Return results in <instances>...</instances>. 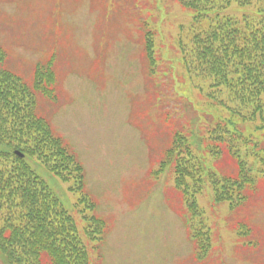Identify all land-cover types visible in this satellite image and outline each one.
Here are the masks:
<instances>
[{"label": "rangeland", "instance_id": "374dc122", "mask_svg": "<svg viewBox=\"0 0 264 264\" xmlns=\"http://www.w3.org/2000/svg\"><path fill=\"white\" fill-rule=\"evenodd\" d=\"M182 2L0 0L4 68L30 87L38 115L84 167L85 190L72 191L74 180L65 183L39 160H29L76 219L90 264H264V189L259 195L252 192L246 204L232 211L229 203H214L209 185L204 193H189L184 199L170 171L159 178L153 174L170 146L171 133L183 126L195 134L200 115L213 121L230 117L211 109L205 99L211 91L194 89L179 71L175 34L178 22L191 19ZM167 10L171 22L163 28ZM225 14L264 21V1L233 4ZM145 21L155 24L151 29L161 35L157 46L163 56V81L157 79L156 85L144 52ZM52 57L58 91L48 98L35 93L34 74ZM234 126L257 136L236 118ZM198 142L194 137L190 144L196 148ZM220 168L229 176L234 167L224 159ZM193 197L212 237L211 250L203 258L192 230L200 220H191L186 208L195 202ZM93 217L105 222L102 240L85 236ZM1 256L0 264H6Z\"/></svg>", "mask_w": 264, "mask_h": 264}, {"label": "trees", "instance_id": "16d2710c", "mask_svg": "<svg viewBox=\"0 0 264 264\" xmlns=\"http://www.w3.org/2000/svg\"><path fill=\"white\" fill-rule=\"evenodd\" d=\"M181 1L191 20L187 25L178 22L175 34L179 71L194 89L211 91L205 97L211 109L228 112L230 117L213 121L200 115L195 134L188 127L171 133L170 146L155 174L171 169L184 199L189 193H204L209 185L215 204L229 203L235 210L264 187V21L236 20L222 14L233 4L246 6L264 0ZM167 14L163 27L171 22ZM142 26L144 52L156 85L157 79L163 81L159 77L163 56L157 46L161 35L151 29L155 24L145 21ZM5 62L6 54L0 49V256L6 264H90L76 219L28 160H39L65 182L74 180L72 191L85 189L84 169L50 123L38 115L30 87L6 70ZM56 87L53 70L37 68L35 93L53 98ZM235 118L250 125L257 136L245 135L234 126ZM194 137L199 140L196 148L190 144ZM15 151L25 157L16 156ZM224 159L234 167L229 176L220 168ZM193 198L195 202L186 208L191 220H200L192 224V230L203 258L211 250L212 237ZM90 207L96 206L91 202ZM84 232L88 241L101 240L106 225L93 217Z\"/></svg>", "mask_w": 264, "mask_h": 264}, {"label": "water", "instance_id": "95a60500", "mask_svg": "<svg viewBox=\"0 0 264 264\" xmlns=\"http://www.w3.org/2000/svg\"><path fill=\"white\" fill-rule=\"evenodd\" d=\"M21 157H23V155H21Z\"/></svg>", "mask_w": 264, "mask_h": 264}]
</instances>
